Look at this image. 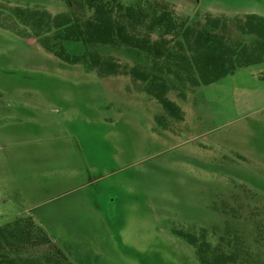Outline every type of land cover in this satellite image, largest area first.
Returning <instances> with one entry per match:
<instances>
[{
    "label": "rangeland",
    "instance_id": "rangeland-1",
    "mask_svg": "<svg viewBox=\"0 0 264 264\" xmlns=\"http://www.w3.org/2000/svg\"><path fill=\"white\" fill-rule=\"evenodd\" d=\"M147 1L191 25L264 17V0ZM0 4L72 9L65 0ZM62 44L70 55L148 66L130 48ZM177 86L167 97L180 122L129 76L100 78L0 28V226L31 218L72 264H200L176 231L201 230L235 250V264H264V62ZM2 253L0 264H55L48 247Z\"/></svg>",
    "mask_w": 264,
    "mask_h": 264
},
{
    "label": "trees",
    "instance_id": "trees-1",
    "mask_svg": "<svg viewBox=\"0 0 264 264\" xmlns=\"http://www.w3.org/2000/svg\"><path fill=\"white\" fill-rule=\"evenodd\" d=\"M65 2L72 5V9L56 15L38 7H5L0 4V28L22 38H33L56 58L68 64H81L95 71L100 78L129 76L142 86L139 90L156 100L167 116L178 122L184 119L181 109L167 97L169 91L177 90V83L184 88L208 86L238 68L264 62V17L255 14H247L232 22L207 17L203 24L191 25L179 18L166 2ZM231 28L253 40L248 44L238 42L233 38ZM155 35L157 38L153 37ZM63 42L82 43L87 47L130 48L143 53L148 66H129L95 51L70 55ZM156 120L159 124L164 123L162 117L157 116ZM176 234L194 247L200 264L236 263V251L231 248L226 252L222 239L212 246L206 239L205 230H201L198 236L181 231ZM40 247H48L54 254L47 258V262L72 264L31 218H16L0 226V253ZM0 255L8 258L4 253Z\"/></svg>",
    "mask_w": 264,
    "mask_h": 264
},
{
    "label": "crops",
    "instance_id": "crops-1",
    "mask_svg": "<svg viewBox=\"0 0 264 264\" xmlns=\"http://www.w3.org/2000/svg\"><path fill=\"white\" fill-rule=\"evenodd\" d=\"M263 64V63H262Z\"/></svg>",
    "mask_w": 264,
    "mask_h": 264
}]
</instances>
